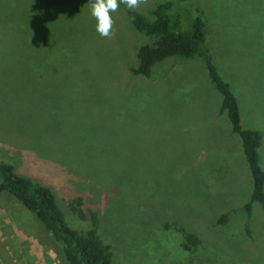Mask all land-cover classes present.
Segmentation results:
<instances>
[{"label":"rangeland","instance_id":"374dc122","mask_svg":"<svg viewBox=\"0 0 264 264\" xmlns=\"http://www.w3.org/2000/svg\"><path fill=\"white\" fill-rule=\"evenodd\" d=\"M164 1L180 29L203 21L241 126L262 133L264 169V0H139L135 10L152 19ZM112 17L106 38L88 0H0V160L49 187L66 223L84 231L90 221L68 206L80 196L110 264H264V210L252 201L244 211L251 172L204 60L172 55L133 74L138 47L155 37L134 29L122 5ZM0 264H68L8 191Z\"/></svg>","mask_w":264,"mask_h":264},{"label":"trees","instance_id":"16d2710c","mask_svg":"<svg viewBox=\"0 0 264 264\" xmlns=\"http://www.w3.org/2000/svg\"><path fill=\"white\" fill-rule=\"evenodd\" d=\"M125 9L134 29L155 40L144 43L137 50V65L130 68L133 74L148 75L153 64L172 55L190 57L195 54L202 57L209 76L216 89L223 95L220 111L226 110L232 130L238 133L243 152L252 177L251 198L243 206L246 212L250 210L251 201H257L264 210V171L257 158L260 133L257 129L243 128L240 124L239 111L235 96L228 84L218 75L211 62L210 55L204 46V24L199 16L189 20L185 29L179 28V20L171 14V2L156 4L149 13L154 18L135 9ZM8 191L19 200L43 224L53 238L62 244V251L68 264H110L112 252L97 233L98 218L94 210L85 206L80 196L73 197L68 202L72 213L78 218L88 219L91 226L78 231L71 228L65 221L49 187L41 185L27 176L17 174L13 166L0 160V191ZM225 213L219 216L217 223L224 221ZM185 239L196 245L199 239L187 233ZM187 247V243L183 245Z\"/></svg>","mask_w":264,"mask_h":264},{"label":"clouds","instance_id":"9594fccd","mask_svg":"<svg viewBox=\"0 0 264 264\" xmlns=\"http://www.w3.org/2000/svg\"><path fill=\"white\" fill-rule=\"evenodd\" d=\"M139 0H88L89 14L95 20V31L101 37H110L113 27L112 13H115L120 5L128 9H135Z\"/></svg>","mask_w":264,"mask_h":264},{"label":"crops","instance_id":"0c3cea01","mask_svg":"<svg viewBox=\"0 0 264 264\" xmlns=\"http://www.w3.org/2000/svg\"><path fill=\"white\" fill-rule=\"evenodd\" d=\"M222 102V101H221ZM237 106H238V104H237ZM238 111H239V106H238ZM220 113H222V112H220ZM228 118V117H227ZM239 119H240V114H239ZM229 120V119H228ZM230 122V121H229ZM251 129H253V128H251ZM258 130V129H257ZM259 131V133H260V139H259V145H258V147H257V158H258V163H259V165H260V146H261V142H262V133H261V131L260 130H258ZM233 133H236V132H234V131H232ZM237 134V133H236ZM238 135V134H237ZM239 136V135H238ZM240 138V137H239ZM240 141H241V139H240ZM241 146H242V143H241ZM242 150H243V148H242ZM244 157H245V155H244ZM247 162V161H246ZM248 165V164H247ZM260 167H261V165H260ZM248 168H249V166H248ZM261 169L264 171V169L261 167ZM249 171H250V169H249ZM5 191V190H4ZM1 192V191H0ZM252 202V201H251ZM257 202V201H256ZM261 205V204H260ZM262 207V206H261ZM250 210H251V203H250ZM249 210V212H246L245 210V212H246V214L247 215H250V213H251V211Z\"/></svg>","mask_w":264,"mask_h":264}]
</instances>
